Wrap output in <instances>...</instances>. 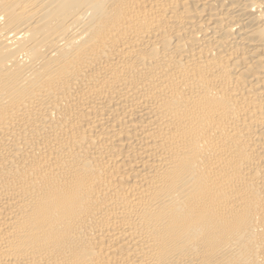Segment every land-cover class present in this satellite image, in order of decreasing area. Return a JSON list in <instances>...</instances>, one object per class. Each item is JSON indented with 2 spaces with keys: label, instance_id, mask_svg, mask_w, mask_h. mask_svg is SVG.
<instances>
[{
  "label": "bare ground",
  "instance_id": "1",
  "mask_svg": "<svg viewBox=\"0 0 264 264\" xmlns=\"http://www.w3.org/2000/svg\"><path fill=\"white\" fill-rule=\"evenodd\" d=\"M0 264H264V0H0Z\"/></svg>",
  "mask_w": 264,
  "mask_h": 264
}]
</instances>
